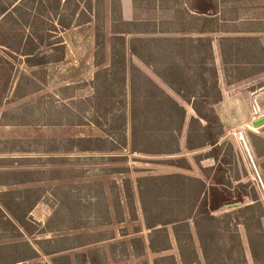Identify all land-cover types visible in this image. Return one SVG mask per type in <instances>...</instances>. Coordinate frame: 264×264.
Returning <instances> with one entry per match:
<instances>
[{
	"label": "trees",
	"instance_id": "obj_1",
	"mask_svg": "<svg viewBox=\"0 0 264 264\" xmlns=\"http://www.w3.org/2000/svg\"><path fill=\"white\" fill-rule=\"evenodd\" d=\"M220 3L217 0H193L189 6L186 1H180L178 8L169 7L172 15L164 21L148 18L125 21L118 7L115 9L117 18L112 22H120L126 28L113 36L117 42L111 45L107 66H102L104 35L101 31L103 25L98 22L94 51L98 69L92 80L93 93L85 101L91 114L88 124L100 129L103 135L70 138L67 141L71 147L81 151H116L129 147L131 152H139L142 116L143 128L154 133L155 145L160 147L158 150L145 143L142 152L168 154L172 146L178 151L177 140H173L172 145L171 135L167 132L183 129L185 109L170 99H164L162 88L149 76L141 75L140 69L130 62V58L128 60L130 56L153 66V73L176 95L188 97L194 115L187 123L185 148H209L203 156H198L196 162L205 158L220 161L222 144L219 139L223 126L214 106L221 100V91L212 41H218L227 83L264 71V47L260 43V38L264 40L261 36L264 29L222 30L221 23L242 24L244 20L238 17L236 9L225 11ZM70 4L74 15L80 10L77 0H54L53 5L36 0H11L10 3L0 0V106L9 97L19 99L37 93L40 85L45 83V66L64 59L66 47L60 34L76 23L63 17ZM34 7L42 17L50 13L52 19L34 21L27 13ZM83 9L93 11L90 2ZM229 10L231 18H224ZM28 28L35 31L26 33L24 29ZM19 66H24L25 70L20 71ZM76 124L82 123L77 121ZM250 140L256 156L264 153L255 138ZM256 140L264 145V139ZM182 163L178 166L189 168L188 163ZM200 169L206 172L204 168ZM215 173L217 178L209 185L199 177L182 173L138 178L140 209L149 233L146 246L140 238L131 240L136 256H142L146 248L152 253L168 250L170 230L181 264H201L199 251L203 264H246L239 233L241 226L254 263L264 264V213L261 205L255 198L251 200L254 202L246 203L244 196H232L229 183L223 180V171L216 168ZM6 174L15 176L16 172ZM27 183L30 182L17 180L0 184L8 187L0 191V224L14 232L11 239H22L23 232L32 234L28 228L29 214L39 196L34 195L31 187L9 189ZM131 206L130 199L128 211ZM191 229L195 233L197 248ZM36 256V250L26 240H0V264H18ZM166 260L171 261L169 264H176L172 256L156 258L153 264ZM54 262L59 264L57 260Z\"/></svg>",
	"mask_w": 264,
	"mask_h": 264
},
{
	"label": "rangeland",
	"instance_id": "obj_2",
	"mask_svg": "<svg viewBox=\"0 0 264 264\" xmlns=\"http://www.w3.org/2000/svg\"><path fill=\"white\" fill-rule=\"evenodd\" d=\"M36 1L52 5L54 2ZM180 1H186L190 6L193 0H135L133 19L169 20L172 15V9L169 7L178 8ZM217 1L221 2L220 7L225 8V11L236 9L238 17L244 20L242 24L219 23L222 30L264 29V26L260 27V24L264 23V0ZM79 2L85 7L86 3L90 2L93 11H84L81 7L73 15V6L71 4L68 6L63 17L75 20L76 23L60 34L66 47L64 59L45 66L43 69L45 83L40 85L41 89L37 93L19 99L9 97L0 106V184L17 180L31 181L27 184L13 185L9 189L31 187L34 189V195L39 196L38 202L29 214L31 221L28 228L32 234L23 232L22 239H11L10 236L14 232L6 225L0 224V240L4 242L26 240L30 243L37 256L23 264H55L54 260L59 264H153L154 259L162 256H172L176 264H181L170 230L168 250L152 253L146 248L142 256L135 255L131 240L140 238L143 244H147L149 233L143 223L137 180L141 177L182 173L199 177L209 185L216 180L215 169L219 168L223 171L224 182L229 183L228 188L232 196H244L246 203L254 202L251 200L255 198L264 213V153L256 156L250 140L255 138L260 145V151L264 150V145L256 140L264 139V125L253 126V122L259 119L255 110L256 102L253 101L252 94L246 93L249 98L246 121L242 125L223 127L219 139L222 144V153L218 157L220 161L205 158L197 163L198 156H203L209 148L197 150L185 148L187 123L194 115L188 97L176 95L153 73V66L128 56V60L130 58V62L140 69L141 75L149 76L162 88L165 93L164 99H170L185 109L183 129L180 131L172 129L167 132L171 135L172 145V141L177 140L178 151L172 146V151L168 154L142 152L145 143L156 147L154 133L143 128L142 116L139 122L141 136L139 152H131L129 147L100 152L74 150L68 139L77 136L83 138L101 136L100 129L99 131L94 125L88 124L91 114L85 101L93 93L92 80L98 69L94 57L95 33L98 32L99 26L97 23L103 25L102 66L109 64L111 45L117 42L113 36L126 28L120 22H112V19L117 18L115 9L119 5L116 0H111V7L114 10L110 12V20L108 17L106 20L105 17L104 0ZM35 7L27 12L30 13L31 19L45 22L47 18L52 19L50 13L49 16L46 13L42 17L41 12L35 11ZM230 10L225 12L224 18H231ZM84 20L90 21L78 23ZM250 22L255 25H245ZM24 31L32 33L35 30L28 28ZM19 69L23 71L25 67L19 66ZM263 82L264 74L261 77L256 76L255 79L236 83L234 86L223 87L228 89L227 91L237 93L248 91L246 88L251 87L250 84H255L251 89L259 88ZM221 113L224 119L226 113L222 110ZM77 121L82 124L77 125ZM156 149L159 150L160 147L157 146ZM182 162L188 163L189 168L179 167L178 164H183ZM200 167L206 172L201 171ZM10 171L17 174L15 176L6 174ZM5 189L8 187L0 185V191ZM130 199L133 206L129 207L128 211ZM262 227L264 231V215ZM191 231L197 248L195 233L193 229ZM239 233L246 264H255L241 226ZM134 245L138 251V246ZM198 254L203 264L200 251ZM170 262L160 261L159 264Z\"/></svg>",
	"mask_w": 264,
	"mask_h": 264
},
{
	"label": "crops",
	"instance_id": "obj_3",
	"mask_svg": "<svg viewBox=\"0 0 264 264\" xmlns=\"http://www.w3.org/2000/svg\"><path fill=\"white\" fill-rule=\"evenodd\" d=\"M116 1L120 7V15H121L122 20H125V21L133 20L134 9H135V5H136L135 0H116ZM77 3L79 4V8L83 7V3L81 4V2H79V0H77ZM111 5H112L111 0H104V12H105L106 20H107V17L110 20V12H111L110 7H111ZM79 22H81V21H79ZM214 36L217 37L219 35H214ZM260 43L264 47V40L262 38H260ZM212 48H213V54H214V65L217 67V70H218V83H219V87H220V91H221V95H222L221 100L214 106V108H215V111H216V113H217V115H218V117L222 123V126L225 128L226 125H227L226 127H230V126H234V125L235 126L242 125L246 121L247 110H248L247 101L249 100L246 93L252 94V96H253L252 99H253V101L256 102L255 103V107H256L255 110H256V112H258L257 119L264 117V82L262 83V85L259 86V88L251 89V87L255 86V84H250L251 87L247 86V88H246V89H248V91H245V92L237 91V93H235L236 91H232V92L227 91L228 89H224V87H223V86H229V87L234 86L236 83H239V82L241 83L242 81H245L248 79H253V78L255 79L256 76L261 77V75L264 74V71H260L258 73L253 74V75L245 77L244 79H241L237 82L227 83L226 76H225L224 70H223V64H222V60H221L220 49H219L217 39H214L212 41ZM221 84H223V85L221 86ZM221 110L224 111V113H226L224 119L222 117L224 115H222ZM241 116L243 117L242 120H241ZM226 119H227V122H226ZM229 121H230V124H228ZM233 121H234V123H233ZM263 125H264V123H263ZM102 135L103 134L101 132V136ZM77 137H72V138H77ZM17 139H19V138H17ZM74 150H78V149H74ZM78 151L88 152V151H81V150H78ZM98 152H100V151H98ZM10 172H14V171H10ZM29 182H31V181H29ZM146 245L147 244H145V246ZM25 262H27V261H25ZM25 262L18 263V264H23Z\"/></svg>",
	"mask_w": 264,
	"mask_h": 264
},
{
	"label": "water",
	"instance_id": "obj_4",
	"mask_svg": "<svg viewBox=\"0 0 264 264\" xmlns=\"http://www.w3.org/2000/svg\"><path fill=\"white\" fill-rule=\"evenodd\" d=\"M264 123V117L259 118L258 120L253 122V126H258Z\"/></svg>",
	"mask_w": 264,
	"mask_h": 264
}]
</instances>
